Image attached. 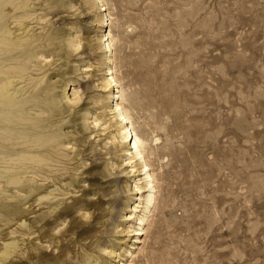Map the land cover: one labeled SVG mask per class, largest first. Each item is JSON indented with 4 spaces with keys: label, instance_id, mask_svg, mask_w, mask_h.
Segmentation results:
<instances>
[{
    "label": "rangeland",
    "instance_id": "obj_1",
    "mask_svg": "<svg viewBox=\"0 0 264 264\" xmlns=\"http://www.w3.org/2000/svg\"><path fill=\"white\" fill-rule=\"evenodd\" d=\"M106 1L111 20L105 31L119 39L116 76L132 95L127 109L137 135L151 145L158 139L159 149L160 161L152 158L157 205L131 264H264V0ZM28 5L34 13L27 23L36 36L74 33L80 42L74 52L63 41L55 42L58 50L42 41L43 57L32 60L42 70L32 67L26 78L48 83L51 97L60 95L59 81L74 82L66 93L77 90V101L60 118V133L73 131L72 120L88 130L68 134L61 154L73 160L84 151L88 168H81V157L61 167L71 192L57 198L71 209L64 221L31 236L19 227L13 235L0 229V249L14 243V256L27 257L18 264H103L110 250L130 249L134 220L120 216L136 197L123 147L108 141L114 129H107L111 116L96 87L100 17L92 0ZM106 165L107 177L90 176L104 173Z\"/></svg>",
    "mask_w": 264,
    "mask_h": 264
},
{
    "label": "bare ground",
    "instance_id": "obj_2",
    "mask_svg": "<svg viewBox=\"0 0 264 264\" xmlns=\"http://www.w3.org/2000/svg\"><path fill=\"white\" fill-rule=\"evenodd\" d=\"M30 1L0 0V229L10 230L7 231L8 234L13 235L12 228L19 227L30 232L28 235L31 236L43 232L51 223L64 221L69 215L71 209L66 204L57 202L58 197L71 193L66 191L68 185H65V182L68 178L62 179L67 170L61 167L69 165L78 157H81V168L88 167L83 165L84 151L77 150L73 160H68V155H62L61 151L70 144L64 142L68 134H84L88 128L85 130L79 128L80 125L72 120L73 131L60 133L61 126L65 124L64 119L60 118L70 113L77 101L74 98L77 90L70 95L66 93L73 86V81L67 79L59 81L60 95L51 97V86L48 83L40 86L42 80L26 78L32 67H39L42 70L40 63L38 66L32 65V60L43 57L40 53L44 47L40 45L42 41H52L53 44L56 41H63L62 47L74 52L80 47V42L72 37L74 33L72 35L60 33L56 38L50 34L36 36L34 27L27 23L34 13L31 8L28 9L27 3ZM63 5L66 8L70 7L67 2ZM92 5L94 12L100 17L98 30L102 34L98 47L101 75L100 83L96 87L100 86L103 89L102 99L106 103L104 113L111 116L107 129H114L110 131L108 141H117L118 145L123 147V163L129 168V174L135 175L130 188L136 197V204L128 206L130 203L128 200L120 216V220L123 221L134 220L133 230L128 232L133 234L130 249L122 254L119 247L110 250L106 255L109 259L103 264H131L136 258L137 245L145 241L144 237L157 205L159 189L152 158L159 160V149L156 146L158 139L152 138L154 144L151 145L152 142L149 143L135 131L127 109L132 107V95L127 93L116 76L114 47L119 39L111 30L105 31L111 20L107 11V1L92 0ZM10 19L12 23H9ZM58 45L55 43V50L60 48ZM47 66L48 63L45 62L44 67ZM80 68L76 72H79ZM89 70V67L85 68L86 72ZM87 120L86 117L81 118L83 123ZM100 121V118H94L92 123L96 126ZM65 158L67 160H63ZM106 174L107 165L104 173L95 171L90 176L101 175L105 178L108 176ZM73 202L80 206L81 200L73 199ZM42 210L46 212L40 213ZM80 210L81 208H78L76 211ZM125 211L129 214H124ZM38 213L39 215L35 216ZM25 216L31 217L24 219ZM84 216L93 218L94 212H85ZM71 224V222L68 224L69 228ZM124 232L121 230L118 234ZM15 253L14 243L2 245L0 264H18L23 258H27L23 254L14 256ZM40 256L44 258L45 255L41 253ZM58 257L61 258V255L58 254Z\"/></svg>",
    "mask_w": 264,
    "mask_h": 264
}]
</instances>
